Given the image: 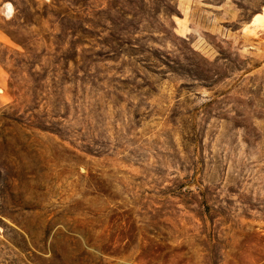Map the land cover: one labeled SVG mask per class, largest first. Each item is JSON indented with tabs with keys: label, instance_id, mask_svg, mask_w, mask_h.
Masks as SVG:
<instances>
[{
	"label": "rangeland",
	"instance_id": "rangeland-1",
	"mask_svg": "<svg viewBox=\"0 0 264 264\" xmlns=\"http://www.w3.org/2000/svg\"><path fill=\"white\" fill-rule=\"evenodd\" d=\"M0 264H264V0H0Z\"/></svg>",
	"mask_w": 264,
	"mask_h": 264
},
{
	"label": "bare ground",
	"instance_id": "bare-ground-1",
	"mask_svg": "<svg viewBox=\"0 0 264 264\" xmlns=\"http://www.w3.org/2000/svg\"><path fill=\"white\" fill-rule=\"evenodd\" d=\"M12 9L13 8L11 7V5L10 4H7L4 11H6V14L9 15V14H11Z\"/></svg>",
	"mask_w": 264,
	"mask_h": 264
}]
</instances>
